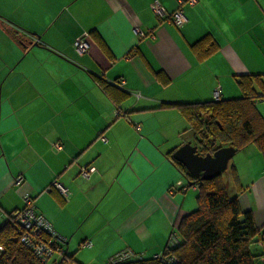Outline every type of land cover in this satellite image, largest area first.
Here are the masks:
<instances>
[{
	"label": "crops",
	"instance_id": "1",
	"mask_svg": "<svg viewBox=\"0 0 264 264\" xmlns=\"http://www.w3.org/2000/svg\"><path fill=\"white\" fill-rule=\"evenodd\" d=\"M155 1L186 23L157 18ZM206 36L218 50L200 61L191 47ZM243 76L264 78V0H0V225L29 196L73 264L163 254L198 207V189L170 157L193 133L175 105L211 102L217 86L222 100L242 98ZM121 81L125 92L113 86ZM118 108L126 116L116 118ZM253 147L225 184L264 231V166L251 167ZM83 166L96 168L89 180Z\"/></svg>",
	"mask_w": 264,
	"mask_h": 264
},
{
	"label": "trees",
	"instance_id": "2",
	"mask_svg": "<svg viewBox=\"0 0 264 264\" xmlns=\"http://www.w3.org/2000/svg\"><path fill=\"white\" fill-rule=\"evenodd\" d=\"M191 48L200 61L218 50L208 36ZM98 83L105 92L111 88L101 78ZM238 84L242 98L175 105L189 122L200 155L228 146L238 153L256 145L264 159V118L255 105L256 100L264 98V78L243 76L238 78ZM172 154L170 157L183 177L189 184L195 182L198 189L197 210L177 224L179 245L165 252L175 259L172 264H257L259 259L264 264V231L257 229L250 212L241 211L237 198L228 197L222 176L211 181L197 180ZM11 220L10 215L0 225V264H42L31 248L21 242V233ZM126 264L163 263L142 258Z\"/></svg>",
	"mask_w": 264,
	"mask_h": 264
},
{
	"label": "built area",
	"instance_id": "3",
	"mask_svg": "<svg viewBox=\"0 0 264 264\" xmlns=\"http://www.w3.org/2000/svg\"><path fill=\"white\" fill-rule=\"evenodd\" d=\"M200 0H176L180 5H196ZM152 11L160 20H169L176 27H182L187 19L182 10H178L172 15H168L163 8V6L155 1L152 4ZM136 35L140 38L144 37V34L137 29ZM150 38L154 39L153 33L149 35ZM74 48L80 55H84L89 51V43L87 41V35L84 34L77 38L74 42ZM119 88L123 89L124 82H118L115 84ZM137 98L140 95L135 94ZM221 87L217 86L213 91V101H221ZM115 116L123 117L125 113L120 111L119 108L115 111ZM136 129L139 130L140 127L136 125ZM103 142H107L106 138H102ZM54 148L57 151L62 149L60 144H54ZM96 171L93 166H83L80 169V176L85 180H89L91 175ZM22 182V178H18L17 184ZM55 187L64 195L70 194L68 189L62 188L57 182L54 183ZM197 188V186H194ZM11 221L17 225L19 233H21L20 240L23 244L30 247L37 258L40 259L42 264H73V261L67 255L64 249L65 240H63L54 230L53 226L48 222L41 214L36 211L35 201L29 196L25 197V206L23 209L15 211L11 214ZM86 246L90 245L89 242L85 243ZM179 245V238L176 231L170 236L167 249L175 248ZM156 255L153 258L159 260L163 264H172L175 259L171 255L165 254ZM141 260V257H135L130 251H124L117 254L112 258L108 264H126L132 260Z\"/></svg>",
	"mask_w": 264,
	"mask_h": 264
},
{
	"label": "water",
	"instance_id": "4",
	"mask_svg": "<svg viewBox=\"0 0 264 264\" xmlns=\"http://www.w3.org/2000/svg\"><path fill=\"white\" fill-rule=\"evenodd\" d=\"M236 153L234 147L228 146L216 150L213 154L200 155L198 147L187 142L178 148L172 157L183 165L193 178L200 181H211L228 171L230 161ZM194 185L195 182L189 184L190 187Z\"/></svg>",
	"mask_w": 264,
	"mask_h": 264
},
{
	"label": "rangeland",
	"instance_id": "5",
	"mask_svg": "<svg viewBox=\"0 0 264 264\" xmlns=\"http://www.w3.org/2000/svg\"><path fill=\"white\" fill-rule=\"evenodd\" d=\"M259 101V103H258V109L259 110H263L264 109V98L263 99H261V100H258ZM260 111V112H261ZM187 136L189 137V141L188 142H190L192 145H194V146H196V144H197V142H196V139H195V136H194V134L192 133H189V134H187ZM251 146H254L253 148H255V149H251V151H248L249 153H247L251 158H252V160L250 161V164H251V167L253 168L254 166H255V164H256V160H257V162L258 161H260L261 162V166L263 165L264 166V159H263V156H262V153L260 152V150H259V148L256 146V145H251ZM252 150H255V152H257V153H252ZM242 153H241V151H240V153H238V154H236L235 156H234V158H232V160L230 161V164H229V169H228V171L225 173V174H223L222 175V179L225 181V183L227 184V182H228V174L231 172V170H232V168H233V166L242 158L243 159V155H241ZM255 155V156H254ZM255 160V161H254ZM227 193H228V197L230 198V199H233V197H234V193H235V190H234V185H230V186H228V188H227ZM198 196V195H197ZM197 210V209H196ZM173 233V232H172ZM172 235V234H171ZM256 248V246H253V249H255ZM257 264H260V262L258 261V263Z\"/></svg>",
	"mask_w": 264,
	"mask_h": 264
}]
</instances>
